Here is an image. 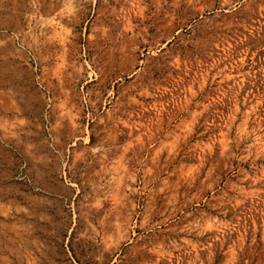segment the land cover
Listing matches in <instances>:
<instances>
[{"label": "rangeland", "instance_id": "rangeland-1", "mask_svg": "<svg viewBox=\"0 0 264 264\" xmlns=\"http://www.w3.org/2000/svg\"><path fill=\"white\" fill-rule=\"evenodd\" d=\"M0 264H264V0H0Z\"/></svg>", "mask_w": 264, "mask_h": 264}]
</instances>
